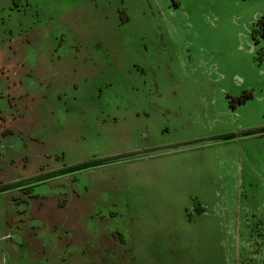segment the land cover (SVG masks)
I'll return each instance as SVG.
<instances>
[{
    "label": "rangeland",
    "instance_id": "obj_1",
    "mask_svg": "<svg viewBox=\"0 0 264 264\" xmlns=\"http://www.w3.org/2000/svg\"><path fill=\"white\" fill-rule=\"evenodd\" d=\"M264 0H0V264H264Z\"/></svg>",
    "mask_w": 264,
    "mask_h": 264
},
{
    "label": "water",
    "instance_id": "obj_2",
    "mask_svg": "<svg viewBox=\"0 0 264 264\" xmlns=\"http://www.w3.org/2000/svg\"><path fill=\"white\" fill-rule=\"evenodd\" d=\"M263 132H264V127L253 129V130L242 131V132H238L235 134H228V135L211 137V138H206V139H199V140L190 141V142H183V143H179V144H175V145L162 146V147H158V148H154V149L144 150L141 152L122 154V155L113 156V157H109V158H105V159H101V160H96L94 162H87V163L80 164L77 166H72L68 169H65L62 173L72 172V171L80 170V169L95 166V165H101V164L114 163V162H118V161L130 160V159H134V158H138V157L149 156V155H153V154H158V153L173 151V150H177V149L192 147V146H196V145L211 143V142H215V141L226 140V139H230V138L242 137V136H246V135H252V134L263 133ZM49 177L50 176L35 177V178H31V179H28L25 181L16 182V183H13L10 185L2 186V187H0V192H2L4 190L11 189V188L19 187L22 185L34 183V182H37V181H40V180H43V179H46Z\"/></svg>",
    "mask_w": 264,
    "mask_h": 264
}]
</instances>
